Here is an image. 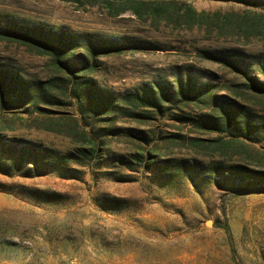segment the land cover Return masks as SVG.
Masks as SVG:
<instances>
[{"label":"rangeland","instance_id":"1","mask_svg":"<svg viewBox=\"0 0 264 264\" xmlns=\"http://www.w3.org/2000/svg\"><path fill=\"white\" fill-rule=\"evenodd\" d=\"M135 1L0 0V19L2 25L18 19L81 35L148 41V49L100 58L101 68L91 76L98 86L119 93L143 83L172 81L187 67L194 68L198 81L221 87L240 81L208 60L206 52L223 49L241 50L250 73L262 79L264 0H145V7ZM107 3L137 6L142 18L131 11L109 16ZM0 64L31 80L54 73L46 57L14 43L0 42ZM246 101L264 116V96H248ZM52 109L56 114L48 116L0 112V135L6 141L28 140L58 152L73 149L82 142L77 111ZM116 123L121 130L107 140V147L125 156L139 150L126 136L130 128L162 137L189 133L188 127L166 120L148 126L128 120ZM260 140L216 148L157 141L153 151L160 160H169L170 177L135 165L84 167L77 179L53 173L26 177L23 166L10 158L15 156L0 153L1 169L5 159L14 163L11 174L0 169V264H264V189H222L209 172L204 175L198 169L187 175L174 168L185 158L204 165L220 159L264 169V138Z\"/></svg>","mask_w":264,"mask_h":264},{"label":"trees","instance_id":"2","mask_svg":"<svg viewBox=\"0 0 264 264\" xmlns=\"http://www.w3.org/2000/svg\"><path fill=\"white\" fill-rule=\"evenodd\" d=\"M135 2L140 7L148 4L145 0ZM166 3L174 4L175 1ZM137 6L114 7L107 3L105 8L112 17L131 11L142 18ZM188 12L197 14L191 7ZM2 22L0 19V42L14 43L34 55L46 57L54 73L47 79L31 80L0 64V112H37L48 116L56 114L52 108L73 107L79 117L75 122L82 126L79 134L82 142L65 152L28 140L6 141L0 135V153L15 156L10 158L23 166V176L53 173L64 179H77L84 173V167L129 168L135 165L170 177L173 172H170L169 160H160L153 151L157 141H186L192 147L216 148L234 141L255 143L264 138V116L246 104L248 96H264V66L260 69L262 79L251 74L247 56L241 50L206 52L209 61L225 67L240 79L230 85L221 87L214 82L198 81L194 68L187 67L185 73L178 74L172 81L143 83L119 93L98 86L91 76L100 70V58L132 49H148V41L98 33L81 35L65 27L54 28L18 19H7L4 25ZM222 90L225 93L219 94ZM118 120L142 126L166 120L188 127L189 133L177 132L162 137L150 134L148 129L130 128L126 136L139 150L129 156L119 155L107 147V140L119 135ZM209 133L216 137H203ZM148 145L151 148L145 149ZM10 158L1 163L4 174L14 171V163L8 162ZM178 161L174 168L187 175L198 169L204 170V175L209 172L222 189L235 192L264 189V169L237 162L224 164L220 159L211 160L207 165L197 159Z\"/></svg>","mask_w":264,"mask_h":264}]
</instances>
